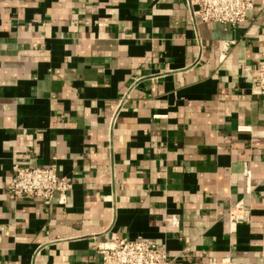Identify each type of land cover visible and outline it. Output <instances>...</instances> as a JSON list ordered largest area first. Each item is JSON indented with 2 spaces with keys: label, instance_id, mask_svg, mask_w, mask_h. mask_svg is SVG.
I'll list each match as a JSON object with an SVG mask.
<instances>
[{
  "label": "crops",
  "instance_id": "crops-1",
  "mask_svg": "<svg viewBox=\"0 0 264 264\" xmlns=\"http://www.w3.org/2000/svg\"><path fill=\"white\" fill-rule=\"evenodd\" d=\"M199 33L185 0H0V264H101L113 235L171 264H264V110L243 77L264 0ZM15 165L55 166L66 202L10 199Z\"/></svg>",
  "mask_w": 264,
  "mask_h": 264
},
{
  "label": "built area",
  "instance_id": "built-area-1",
  "mask_svg": "<svg viewBox=\"0 0 264 264\" xmlns=\"http://www.w3.org/2000/svg\"><path fill=\"white\" fill-rule=\"evenodd\" d=\"M257 0H185L189 21L194 32V40L199 49L203 48V40L199 33L201 25L221 24L233 29L246 25L249 15L253 12ZM232 44L225 45V52ZM225 52L221 56L225 58ZM243 77L248 80L253 93L262 99L264 110V61L255 66L245 68ZM128 96L123 98L124 104ZM117 113L113 115L111 125H114ZM13 175L8 185L10 199H36L51 202L57 195L65 203L67 194L72 190V184L59 175L55 166L45 168L20 167L12 168ZM226 220L233 229L239 224L250 223L251 214L246 201L241 200L232 206ZM96 253L101 264H171L164 246L152 241L138 238L128 240L115 235L110 240L99 244ZM210 264H217L211 260Z\"/></svg>",
  "mask_w": 264,
  "mask_h": 264
}]
</instances>
